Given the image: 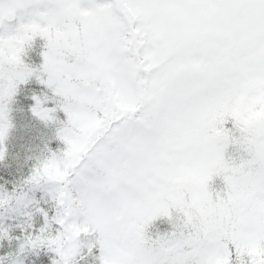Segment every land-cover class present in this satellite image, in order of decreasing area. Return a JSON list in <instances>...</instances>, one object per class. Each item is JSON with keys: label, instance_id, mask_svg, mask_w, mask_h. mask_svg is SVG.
I'll use <instances>...</instances> for the list:
<instances>
[{"label": "snow or ice", "instance_id": "snow-or-ice-1", "mask_svg": "<svg viewBox=\"0 0 264 264\" xmlns=\"http://www.w3.org/2000/svg\"><path fill=\"white\" fill-rule=\"evenodd\" d=\"M22 95L0 264H264V0H0V163Z\"/></svg>", "mask_w": 264, "mask_h": 264}, {"label": "trees", "instance_id": "trees-1", "mask_svg": "<svg viewBox=\"0 0 264 264\" xmlns=\"http://www.w3.org/2000/svg\"><path fill=\"white\" fill-rule=\"evenodd\" d=\"M39 41L36 42L32 51H29L25 62L32 66H38L40 64L39 56ZM28 87L33 90H38L39 86L31 84ZM19 102L13 105V122L15 128L11 133L10 139L7 144V157L4 162L0 163V185L11 188L13 183L19 182L26 178L31 168L35 163L34 157L40 154V150L43 148L44 143L49 140L53 135V130L46 129L40 125L37 121L33 120L27 111L30 104V100H24L23 95L18 98ZM23 109V111H20ZM52 150H56L57 145L53 141L50 145ZM221 187L220 181L216 180L213 184V188L217 190ZM169 228L167 223L156 222L154 232L164 233ZM7 250L0 249V255ZM31 259V258H30ZM27 264V262H26Z\"/></svg>", "mask_w": 264, "mask_h": 264}]
</instances>
